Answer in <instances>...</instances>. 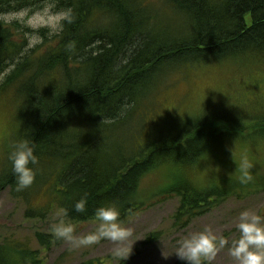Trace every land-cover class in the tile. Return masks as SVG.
<instances>
[{
    "label": "trees",
    "instance_id": "trees-1",
    "mask_svg": "<svg viewBox=\"0 0 264 264\" xmlns=\"http://www.w3.org/2000/svg\"><path fill=\"white\" fill-rule=\"evenodd\" d=\"M53 2L68 13L56 33L0 20V70L12 67L0 84V99L17 105L19 120L12 146L28 140L39 161L29 165L36 173L34 184L17 192L9 160L0 194L10 188L27 205V219L45 222L57 206L70 223L96 222L97 208L115 206L124 223L178 199L172 226L185 229L230 198L264 192V155L257 151L264 143V118L254 115L261 113L246 117L234 109H215L173 127H166L168 121L183 118L157 115L171 74L203 64L264 59V0ZM36 4L0 0V15ZM33 32L45 44L27 49ZM234 142L254 146L253 180L247 185L239 182L238 163L228 155ZM222 149L228 158L219 159L218 171L200 181L205 160ZM154 175H160L158 181L144 187ZM42 194L52 203L45 212L29 206ZM81 199L84 213L74 210ZM161 235L152 231L145 243ZM35 237L38 248L24 240L0 243V264H45L44 254L60 241L51 232L37 231Z\"/></svg>",
    "mask_w": 264,
    "mask_h": 264
},
{
    "label": "rangeland",
    "instance_id": "rangeland-1",
    "mask_svg": "<svg viewBox=\"0 0 264 264\" xmlns=\"http://www.w3.org/2000/svg\"><path fill=\"white\" fill-rule=\"evenodd\" d=\"M155 1V0H154ZM159 3V0H156ZM159 5V4H158ZM166 7V6H165ZM165 8L164 10H166ZM68 13L58 11L53 0H37L34 7L0 15V20L6 23L21 22L28 27L37 30L49 29L50 33L58 32L62 27V21ZM246 21L251 24V15L248 13ZM32 37L36 38L30 43ZM27 49L44 45L39 34L33 32L27 37ZM12 67L0 70V84L10 73ZM170 84L163 90V98L160 99V111L157 115L169 119L183 118L168 121L166 127L175 124L186 125L192 118L199 114L215 109H234L238 115H252L264 118V59L254 61H225L214 64H203L191 69H182L169 76ZM239 116V117H240ZM233 119L232 115L225 117ZM164 129V127H163ZM19 131L17 118V105L7 99H0V179L3 174L10 172L9 151L12 142ZM254 141H251L253 144ZM250 143H231L228 155L238 164L246 157L251 163L254 148ZM232 146V147H231ZM257 151L261 158L264 155V143L258 144ZM217 156V157H215ZM228 158L224 149L206 159L203 167L199 170V180L204 181L212 176L221 167L219 159ZM224 159V160H225ZM262 164L263 162L260 161ZM253 168L257 170L256 166ZM160 175L149 177L144 182V187L154 185ZM48 194L35 197L29 206H35L44 212L49 208ZM178 207V199L169 200L151 209L138 213L131 217L122 226L130 227L134 231L131 243L134 244L129 259L117 261L111 254L112 245L108 241H102L99 245L89 248L70 250L69 245L60 241L53 246L48 253L44 254L45 264H80L91 259L110 258L113 264H175L180 260L175 256L177 241L190 233L202 231L205 227H211L218 236H223L229 241V245L222 250L214 264H235L228 253V248L233 240L240 236L236 228L238 218L243 211L251 210L264 217V192L250 195L244 199L230 198L217 209L196 218L189 227L177 229L172 226V215ZM27 205L16 199L11 194L10 188L0 194V243L3 241H31L37 247L35 233L37 231L50 232V226L59 219L70 223L64 217L57 206L48 212L46 221L31 220L26 218ZM76 229L77 235H85L95 230L97 222L70 223ZM152 231H162L160 239L156 242L145 243L146 238ZM164 253V255H163ZM166 257V258H165Z\"/></svg>",
    "mask_w": 264,
    "mask_h": 264
},
{
    "label": "clouds",
    "instance_id": "clouds-1",
    "mask_svg": "<svg viewBox=\"0 0 264 264\" xmlns=\"http://www.w3.org/2000/svg\"><path fill=\"white\" fill-rule=\"evenodd\" d=\"M35 41V37L30 39V43ZM230 151L233 157L232 149ZM8 159L16 177L15 191L22 192L30 188L35 182L36 173L29 165H38L39 161L29 141L21 140L15 143ZM251 168L252 164L246 157L237 165L236 171L240 173L241 184L247 185L252 182ZM74 210L84 213L86 201L84 199L77 201ZM119 217L120 212L115 206L99 207L95 210L97 224L94 231L77 235L72 224L59 219L58 222L51 224L50 232L54 240L69 245L70 250L89 248L99 245L102 241H108L113 246L111 249L113 258L122 262L129 259L132 254L134 244L131 240L134 231L130 227L122 226ZM236 228L240 236L233 240L228 248V253L235 264H264V217L251 210L243 211ZM228 245L229 241L225 237L218 236L211 227H205L202 231L190 233L177 241L175 256L186 264H214L218 254Z\"/></svg>",
    "mask_w": 264,
    "mask_h": 264
}]
</instances>
